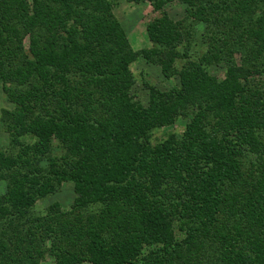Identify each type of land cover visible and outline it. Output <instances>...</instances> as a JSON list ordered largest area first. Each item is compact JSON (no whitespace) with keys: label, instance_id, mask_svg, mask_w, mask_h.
Returning a JSON list of instances; mask_svg holds the SVG:
<instances>
[{"label":"trees","instance_id":"obj_1","mask_svg":"<svg viewBox=\"0 0 264 264\" xmlns=\"http://www.w3.org/2000/svg\"><path fill=\"white\" fill-rule=\"evenodd\" d=\"M181 1L135 50L110 0H0V264H264V0ZM140 55L179 76L147 104Z\"/></svg>","mask_w":264,"mask_h":264},{"label":"rangeland","instance_id":"obj_2","mask_svg":"<svg viewBox=\"0 0 264 264\" xmlns=\"http://www.w3.org/2000/svg\"><path fill=\"white\" fill-rule=\"evenodd\" d=\"M112 2L113 11L122 24L132 47L135 50L152 48L164 39L167 29L165 18L170 19L174 23L178 21L190 22L188 13L186 12V4L181 0H170L162 4H152L148 0H110ZM198 31L205 29L204 25L198 26ZM28 37V36H27ZM25 38L26 45L28 39ZM164 41V40H163ZM183 51V47H180ZM239 58V55H236ZM131 69L136 78V82L132 87V94L137 100L143 104L149 101V89L145 85L146 82L155 85L161 89H168L174 83L179 82V76L167 78L160 64L147 60L140 55L132 64ZM212 74L219 78H224L225 64H213L209 66ZM15 103L10 100L7 92L3 89L0 82V109L12 110ZM187 119L181 118L175 124L160 128L155 131L154 142L161 141L173 131H181L185 128ZM10 144V137L5 122L0 119V149L7 148ZM2 191L6 189V183H1ZM75 200L74 183L67 181L62 184L60 190L46 198L39 199L36 205V213H43L44 209L55 202H59L63 208H69ZM55 258L47 255L41 264H55ZM87 264V263H86Z\"/></svg>","mask_w":264,"mask_h":264}]
</instances>
